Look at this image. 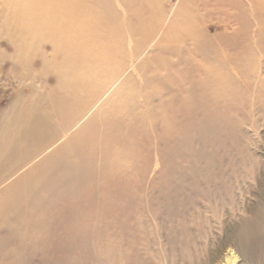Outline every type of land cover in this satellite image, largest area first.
<instances>
[{
  "label": "bare ground",
  "instance_id": "1",
  "mask_svg": "<svg viewBox=\"0 0 264 264\" xmlns=\"http://www.w3.org/2000/svg\"><path fill=\"white\" fill-rule=\"evenodd\" d=\"M212 27L221 32L210 36ZM249 35L256 49L242 44ZM263 35L264 0H0V73L16 84L53 81L50 90L16 98L0 123V216L57 202L106 170V152L115 156L114 145L124 146L121 132L130 120L123 114L141 107L131 97L150 103L159 92L147 95L146 87L170 91L162 73L145 74L155 51L184 72L192 68L184 58L188 46L197 63L211 67L225 96L222 109L200 107L194 88L181 87L188 110L168 108L198 113L178 122L177 155L210 171L227 143L244 159L249 139L241 128L256 129L264 118V72L247 64L264 57ZM227 258L225 264L235 260Z\"/></svg>",
  "mask_w": 264,
  "mask_h": 264
},
{
  "label": "rangeland",
  "instance_id": "2",
  "mask_svg": "<svg viewBox=\"0 0 264 264\" xmlns=\"http://www.w3.org/2000/svg\"><path fill=\"white\" fill-rule=\"evenodd\" d=\"M218 31L212 27L208 33L214 36ZM254 41L249 35L242 44L256 49ZM119 47L113 50L120 52ZM185 50L192 68L184 72L182 66L173 68L171 56L161 51L149 59L145 74L162 73L170 91L146 87L147 95L159 92L150 103L133 94L130 102L141 107L123 114L130 120L126 133L121 132L124 146L114 145L119 150L115 156L112 149L106 152V170L84 178L80 189L57 202L25 213L11 212L9 219L1 214L0 264H225L231 256L235 260L230 264H264V118L256 120V129L241 128L252 141L246 143L251 145L245 146L244 159L233 147L226 149L227 143L210 171L203 162L198 163L202 172L178 156L179 145L172 143L178 122L185 116L197 119L198 113L179 114L168 108H188L181 87L194 88L198 105L225 106L219 78L207 63L201 59L197 63L188 46ZM247 60L250 71L264 72V57ZM44 77L43 81L24 78L17 85L0 73V123L16 98H32L51 89L52 77Z\"/></svg>",
  "mask_w": 264,
  "mask_h": 264
}]
</instances>
